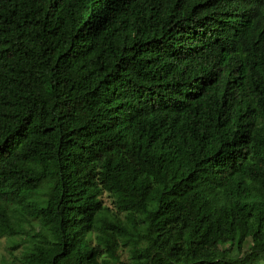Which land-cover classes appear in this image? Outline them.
I'll return each instance as SVG.
<instances>
[{
  "label": "trees",
  "instance_id": "1",
  "mask_svg": "<svg viewBox=\"0 0 264 264\" xmlns=\"http://www.w3.org/2000/svg\"><path fill=\"white\" fill-rule=\"evenodd\" d=\"M2 239L264 264V0H0Z\"/></svg>",
  "mask_w": 264,
  "mask_h": 264
},
{
  "label": "rangeland",
  "instance_id": "2",
  "mask_svg": "<svg viewBox=\"0 0 264 264\" xmlns=\"http://www.w3.org/2000/svg\"><path fill=\"white\" fill-rule=\"evenodd\" d=\"M9 244H8V242H7V240L6 239H2V240H0V257H1V255H7V253L5 252V249H6V247L8 246ZM246 247H247V244H246ZM245 247V248H246Z\"/></svg>",
  "mask_w": 264,
  "mask_h": 264
}]
</instances>
